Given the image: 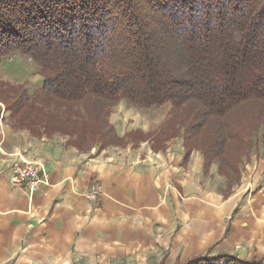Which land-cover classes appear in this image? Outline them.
Here are the masks:
<instances>
[{"label":"trees","instance_id":"1","mask_svg":"<svg viewBox=\"0 0 264 264\" xmlns=\"http://www.w3.org/2000/svg\"><path fill=\"white\" fill-rule=\"evenodd\" d=\"M14 54L43 77L33 98L23 85L2 91L16 127L61 135L82 152L125 145L109 120L119 102L171 103L156 136L128 139L154 136V149L165 150L182 138L234 184L264 132V0H0V60ZM176 264L264 259L207 254Z\"/></svg>","mask_w":264,"mask_h":264},{"label":"crops","instance_id":"2","mask_svg":"<svg viewBox=\"0 0 264 264\" xmlns=\"http://www.w3.org/2000/svg\"><path fill=\"white\" fill-rule=\"evenodd\" d=\"M119 104L110 122L118 137L159 129L166 117ZM0 123V264H176L203 255L264 259V170L230 183L176 140L165 150L108 147L89 153L62 138L35 137ZM43 165L50 186L29 195L11 185L12 164ZM95 182L103 195L88 202ZM227 182V183H226Z\"/></svg>","mask_w":264,"mask_h":264},{"label":"rangeland","instance_id":"3","mask_svg":"<svg viewBox=\"0 0 264 264\" xmlns=\"http://www.w3.org/2000/svg\"><path fill=\"white\" fill-rule=\"evenodd\" d=\"M42 82H43V77L41 75V68L37 66L32 61V59H30L29 57L14 54L9 57H6V59L0 60V123L1 121H4L3 124L6 128L10 127V130H19L16 127L17 125L16 118L13 117L10 112H8L6 103L2 101V97H1L2 91H4L7 86L18 87V88L22 87V85L26 86V88L29 90L30 97L33 98L42 89L43 87ZM119 104H128V103L126 101H121L119 102ZM115 108L112 109V112L114 111ZM171 110H172V104L168 103L165 106V109L154 111V113H151V115H148V117L150 118H152L153 116L161 117V115H164V117H166L165 119V122H166L168 118L170 117V114L172 113ZM110 117H109V120H110ZM159 129L152 131L151 135L152 133L153 135L158 134L157 132ZM24 130H20V131H24ZM136 132H142V131L136 130V131H132L128 133L127 136L124 137V139L126 140L125 145H120V146L111 145L108 147H119L120 148V147L132 146L133 149H136V148H139L140 144L144 142H149V144L153 147V143L155 139L154 136L152 137V139L148 138V140H143V139L141 140L140 137L139 139H136V141H132L128 139V136L130 134H134ZM57 137L64 139L66 141V144L68 145L69 139L61 135H56V136L49 137V138H57ZM176 140L182 141L183 144H185L182 138L172 139L168 141V144L170 145L172 142L173 143L176 142ZM252 141L254 142L255 146L252 150L249 151L248 157H244L243 159V164L240 166L241 177H240L239 182H241L242 180L241 178L243 177L244 172L248 170V168L250 169L254 168L255 170H260V169L264 170V132L260 131L259 133L255 134L252 138ZM168 144H165L166 148ZM188 145H191V144H188ZM187 146L185 144L186 150H188ZM94 149H96V151L97 150L100 151L99 147H96V148L92 147V148H85L83 152L89 153L93 151ZM164 258L166 260L165 253H162L161 255H159L153 260H143L142 262L140 260L139 262L136 260H133V261H124L123 263H117V264H160Z\"/></svg>","mask_w":264,"mask_h":264},{"label":"built area","instance_id":"4","mask_svg":"<svg viewBox=\"0 0 264 264\" xmlns=\"http://www.w3.org/2000/svg\"><path fill=\"white\" fill-rule=\"evenodd\" d=\"M12 165L10 181L16 189L34 195L43 187L50 186L49 176L43 165L21 160ZM82 195L88 202L96 203L103 195V188L101 184L95 182Z\"/></svg>","mask_w":264,"mask_h":264}]
</instances>
